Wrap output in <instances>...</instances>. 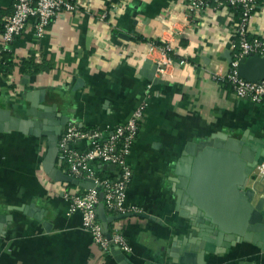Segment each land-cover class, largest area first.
Here are the masks:
<instances>
[{
  "label": "crops",
  "instance_id": "obj_1",
  "mask_svg": "<svg viewBox=\"0 0 264 264\" xmlns=\"http://www.w3.org/2000/svg\"><path fill=\"white\" fill-rule=\"evenodd\" d=\"M15 2L0 0V47L3 18ZM75 2L77 9L62 11L44 37L36 36L31 20L10 42L8 50L18 62L34 59L39 67L21 70L19 65L10 78L0 72V105L28 117L27 108L45 90L43 104L58 103L57 110L82 129L104 130L126 123L145 101L128 155L132 180L126 202L140 208L130 213L152 218L127 216L111 222L109 229L125 234L132 246L126 255L134 264H181L172 262L168 249L174 237L182 240L191 231L190 218L176 208L175 188L187 144L231 133L245 135L264 151V105L236 96L223 80L231 66L227 56L234 60L238 53L234 26L239 12L230 4L215 3L191 12V0ZM249 34L264 37V0H258ZM154 42L173 50V64L157 84L141 74L145 60L157 55L159 47L151 48ZM88 145L83 140L72 147ZM46 152L44 136L0 133V217H11L0 222V264H120L83 228L82 214L69 212L68 196L87 188L50 178L43 167ZM56 164L66 172L62 163ZM112 165L95 161L90 168L99 177L116 178L119 167ZM255 183L251 178L249 185ZM32 203L34 210H46L48 227L11 208ZM205 260L264 264V250L253 242H238L225 252L207 254Z\"/></svg>",
  "mask_w": 264,
  "mask_h": 264
},
{
  "label": "water",
  "instance_id": "obj_2",
  "mask_svg": "<svg viewBox=\"0 0 264 264\" xmlns=\"http://www.w3.org/2000/svg\"><path fill=\"white\" fill-rule=\"evenodd\" d=\"M227 58L230 63L233 61L231 55ZM157 66L151 59H146L141 71L155 84L162 82L156 76ZM238 69L245 79L262 81L264 57L258 54L245 55L240 59ZM78 86L76 84L75 89ZM35 94L38 95V92ZM45 99L46 91L41 90L39 97L26 110L28 117L14 115L10 108L0 105V133L20 131L46 137L47 152L43 167L47 175L56 181L94 187V180L87 178L82 181L57 166L59 139L65 126L71 122V116L62 110L58 111V103L43 104ZM180 163L183 165L180 164L176 171L179 176L175 184L178 196L176 208L181 215L190 218L191 231L182 240L173 238L168 249L172 262L205 264L207 254L225 252L232 245L244 241L253 242L264 250V186L262 182V188L257 182L253 186L249 185L254 171L264 163L262 148L252 146L245 135L237 138L231 133L218 134L199 144L188 143ZM34 207L32 203L11 208L34 216L48 227L49 222L44 220L46 210H34ZM98 215L109 238V225L117 219L131 215L152 218L147 213L107 215L102 191ZM3 217H0L1 224L7 218L11 219L10 215ZM112 254L120 264H134L120 249H114Z\"/></svg>",
  "mask_w": 264,
  "mask_h": 264
},
{
  "label": "built area",
  "instance_id": "obj_3",
  "mask_svg": "<svg viewBox=\"0 0 264 264\" xmlns=\"http://www.w3.org/2000/svg\"><path fill=\"white\" fill-rule=\"evenodd\" d=\"M215 3L217 6L230 4L239 12V18L234 26L238 37V53L231 62L229 72L223 80L230 83L236 96L247 98L264 105V80L250 81L241 76L238 66L245 55L258 54L264 57V37L250 36L249 26L258 6V0H191L189 11L203 10ZM77 9L75 0H16L13 11L3 18L2 46L0 52L8 50V45L20 35L31 20L35 21V34L38 38L45 36L48 26L62 11ZM152 50L157 48V55L152 59L156 63V76L167 74L173 64L169 52L171 46L151 44ZM152 83L148 84V89ZM147 103H141L131 114L126 123L106 129H82L76 123L69 122L59 139L57 160L67 169V173L80 178L94 180V187L83 192L71 193L68 196L69 212L78 211L82 214L83 228L92 235L97 245L108 252L120 249L129 254L132 246L120 229H114L109 238L104 232L103 222L98 215L100 192H103L104 206L107 215L139 212L135 205H127V190L132 180V170L128 155L136 140ZM86 140L89 145L84 149L72 147L73 143ZM114 164L119 167L116 178L99 177L90 168L92 162ZM253 180L264 182V163L255 170Z\"/></svg>",
  "mask_w": 264,
  "mask_h": 264
},
{
  "label": "trees",
  "instance_id": "obj_4",
  "mask_svg": "<svg viewBox=\"0 0 264 264\" xmlns=\"http://www.w3.org/2000/svg\"><path fill=\"white\" fill-rule=\"evenodd\" d=\"M156 45H160L157 42H154ZM172 52H169L168 54L170 56H172ZM195 61V59H192ZM21 62V63H20ZM18 62L15 57L13 56V54L11 52H9V50H3L0 52V72L2 73V75H4L6 78H10L13 74V72L15 71V69L17 67H19V65H21V70H25L27 68L30 67H39L37 62L34 59H30V60H24V61H20ZM229 85L230 83L227 82ZM12 88H14L13 90H15V84L12 83ZM64 169L67 172V169L64 166ZM83 192V191H80Z\"/></svg>",
  "mask_w": 264,
  "mask_h": 264
}]
</instances>
